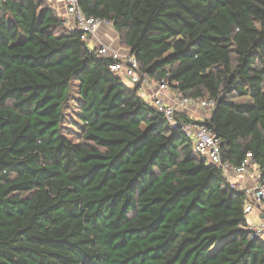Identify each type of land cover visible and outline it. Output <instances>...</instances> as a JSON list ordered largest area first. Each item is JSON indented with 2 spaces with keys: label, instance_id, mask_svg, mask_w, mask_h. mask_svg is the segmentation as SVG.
<instances>
[{
  "label": "trees",
  "instance_id": "trees-1",
  "mask_svg": "<svg viewBox=\"0 0 264 264\" xmlns=\"http://www.w3.org/2000/svg\"><path fill=\"white\" fill-rule=\"evenodd\" d=\"M77 1L141 76L214 107L172 128L47 0H0V264H264L244 193L182 127L264 174V0Z\"/></svg>",
  "mask_w": 264,
  "mask_h": 264
},
{
  "label": "built area",
  "instance_id": "built-area-1",
  "mask_svg": "<svg viewBox=\"0 0 264 264\" xmlns=\"http://www.w3.org/2000/svg\"><path fill=\"white\" fill-rule=\"evenodd\" d=\"M58 12L63 26L68 30H77L81 33V41L91 50L95 49L100 58H108L113 61L110 71L126 78L132 87L138 85L139 96H147L149 102L159 114H162L168 125L172 128L180 125L176 119L177 114H184L192 118V114L210 113L214 107L213 102L200 101L195 98H187L171 94L164 81L151 86L147 75L139 74V65L134 56L128 50L117 46L104 44L98 37L101 28L112 29V23L98 18L86 17L82 14L77 0H47ZM183 132L188 136L194 150L208 160L209 163L219 168L227 182L233 189L242 191L247 199L244 213L264 215V174L256 168V176L251 174V154H247L240 165L232 166L221 159L220 141L207 127L199 124L186 123ZM233 178L248 179L251 185L236 183ZM247 182V181H246ZM247 221V220H246ZM246 230L250 239H262L264 241V217L258 221H247Z\"/></svg>",
  "mask_w": 264,
  "mask_h": 264
},
{
  "label": "rangeland",
  "instance_id": "rangeland-1",
  "mask_svg": "<svg viewBox=\"0 0 264 264\" xmlns=\"http://www.w3.org/2000/svg\"><path fill=\"white\" fill-rule=\"evenodd\" d=\"M120 77L122 78V81L126 86L132 87V85L129 83V81L126 78H124L123 76H120ZM151 86L152 87L155 86V83H151ZM71 94H72V96H75L74 92H72ZM142 98L144 101L149 102V100H148L149 98L147 96L144 95V96H142ZM74 112H75V109L70 107L67 115H68V117L72 118L76 122V119L74 117ZM209 116H210V113H206V112L202 111V112H200V115H193L192 118L197 120V121H204L205 119H208ZM78 132H79V130H78L77 126L69 127L67 130V134H70L69 136L73 137L74 140L77 139V133ZM250 171H251L252 175L256 176L257 171H256V168L254 166L251 167ZM236 179L237 178H233V181L236 182ZM259 219L260 218L258 217V215H255V214H247L246 215L247 221H258Z\"/></svg>",
  "mask_w": 264,
  "mask_h": 264
},
{
  "label": "crops",
  "instance_id": "crops-1",
  "mask_svg": "<svg viewBox=\"0 0 264 264\" xmlns=\"http://www.w3.org/2000/svg\"><path fill=\"white\" fill-rule=\"evenodd\" d=\"M97 37L98 39L103 42L104 44H110V45H115L117 46V43H118V38H117V35L115 34V32L113 31V29H106V28H101L99 31H98V34H97ZM193 115H200V113H194L192 114ZM191 116V117H192ZM195 120V119H194ZM197 121V120H195ZM247 181V182H246ZM236 183H241V184H246V185H251L249 182H248V179L246 180H242L240 178H237L236 179ZM255 215H258L259 218H261L260 214L259 213H255Z\"/></svg>",
  "mask_w": 264,
  "mask_h": 264
}]
</instances>
